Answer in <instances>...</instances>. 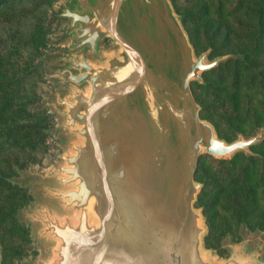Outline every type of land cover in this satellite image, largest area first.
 <instances>
[{
  "label": "water",
  "instance_id": "95a60500",
  "mask_svg": "<svg viewBox=\"0 0 264 264\" xmlns=\"http://www.w3.org/2000/svg\"><path fill=\"white\" fill-rule=\"evenodd\" d=\"M182 16L171 0L47 9L54 34L36 68L48 85L24 108L48 110L55 122L44 130L58 141L49 166L30 162L8 177L27 188L14 216L38 251L18 264H264V229L243 221L238 239H221L225 255L204 245L197 158L254 154L264 123L225 140L200 117L190 82L243 54L196 53Z\"/></svg>",
  "mask_w": 264,
  "mask_h": 264
},
{
  "label": "trees",
  "instance_id": "16d2710c",
  "mask_svg": "<svg viewBox=\"0 0 264 264\" xmlns=\"http://www.w3.org/2000/svg\"><path fill=\"white\" fill-rule=\"evenodd\" d=\"M4 1L0 0V8ZM51 1L45 0L46 5ZM174 1L171 0L172 5L177 13L183 14L181 22L194 49L193 32L188 25L197 21L201 22L198 41L204 45L203 49L210 48L209 57L229 52L243 54L202 71L203 83L190 82L193 96L200 105V117L210 112L212 101L218 100V104L222 105L221 94H224L225 107L208 118L218 136L231 140L234 130L245 133L259 127L264 123V0H181L199 4L194 9L181 12L176 9ZM13 19V15L0 9V24ZM43 19L44 12L36 15L30 32L32 46L38 50L47 39L48 30L43 28ZM34 73L38 75L34 64L19 61L12 63L10 69L0 67V134L10 123L29 112L23 106L28 102L20 101L15 90L21 87L28 75ZM250 149L254 154L236 152L229 159L199 154L194 171L195 179L198 171L206 170L214 181L209 188L204 187L202 181L195 205L207 191L218 185L242 189L238 199L228 200L227 212L234 229L242 221L250 229H264V139L251 145ZM5 187L13 194L8 214L14 222V209L25 202L23 198L26 194L24 189L7 183L1 174L0 190ZM201 205L203 213L206 205ZM204 239H207L206 235ZM215 243L219 247L218 240Z\"/></svg>",
  "mask_w": 264,
  "mask_h": 264
},
{
  "label": "rangeland",
  "instance_id": "374dc122",
  "mask_svg": "<svg viewBox=\"0 0 264 264\" xmlns=\"http://www.w3.org/2000/svg\"><path fill=\"white\" fill-rule=\"evenodd\" d=\"M53 1L54 0H52L48 6L46 5L45 0L4 1L0 9L13 15L14 19L9 23L0 24L1 68L10 69L12 63L15 61L34 64L36 68V65L42 62L39 59V55L43 53L44 46L48 44V39L52 38L54 33L51 31L50 27L45 28L43 23V28L48 30L46 34L47 39L43 47L38 50L32 46L33 39L31 38L30 32L32 30L34 17L36 15H42L44 12L45 19L46 11ZM174 5L176 9L181 12L186 9H194L199 4L191 1L175 0ZM188 27H190L193 32L195 50L199 51L203 49L204 45L198 41V27L201 28V22L195 21L194 25H191L190 23ZM220 37L217 39H220ZM104 44L108 45L107 38L104 39ZM231 45L233 46L234 44L232 43ZM37 73L38 75H36V73L28 75L23 81L21 87L15 90L20 101L29 103L37 100L42 95L43 89L47 87L48 82L39 74L38 70ZM221 95L222 105L218 104V100L212 101L211 104H209L210 112L201 114L202 117L208 119L213 112L219 111L225 107V97L224 94ZM54 122V118L49 115V112L46 109L29 111L10 123L7 129L5 128L1 131L0 175L3 174V179L10 185H16L17 187L24 189L26 196H24L23 199L25 202L29 199L27 188L12 183L8 180V177L17 174L16 167L24 168L30 162L36 163L42 167L49 166L55 156V145L58 138L56 135L51 134L44 129L53 126ZM254 129L251 132L246 131L242 134L252 133ZM26 133H30V135H27ZM196 178L200 182L203 181L204 187L206 188L214 185L212 175L206 170L198 171ZM7 186L8 185H6V187ZM6 187L0 190V264H18L19 260L24 255L29 254L32 251L37 254L38 251L32 249L30 238L28 236V228L24 224L17 223L14 212V222L11 220L8 214V206L13 194L10 190H6ZM241 190L242 189L238 187L229 188L218 185L207 191L206 195L200 198L196 203V205H201V203H205L206 205V208L202 213L206 218L204 219V222L207 226V231L203 236L204 245L206 247L214 248L220 255L226 254L225 249L220 243L225 235L230 234L234 240L239 238L237 233L238 226L234 229L233 223L227 212V206L228 200L231 198L238 199ZM205 235L207 236V239H204ZM216 240L219 242V247L215 243ZM219 248L223 251L219 250Z\"/></svg>",
  "mask_w": 264,
  "mask_h": 264
},
{
  "label": "snow or ice",
  "instance_id": "6c2138e0",
  "mask_svg": "<svg viewBox=\"0 0 264 264\" xmlns=\"http://www.w3.org/2000/svg\"><path fill=\"white\" fill-rule=\"evenodd\" d=\"M250 143V142H249Z\"/></svg>",
  "mask_w": 264,
  "mask_h": 264
}]
</instances>
